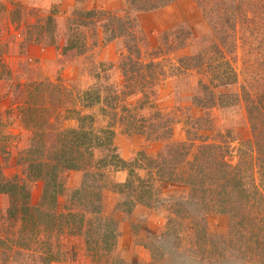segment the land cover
Segmentation results:
<instances>
[{
    "label": "rangeland",
    "instance_id": "374dc122",
    "mask_svg": "<svg viewBox=\"0 0 264 264\" xmlns=\"http://www.w3.org/2000/svg\"><path fill=\"white\" fill-rule=\"evenodd\" d=\"M97 1L0 0V264H264V0Z\"/></svg>",
    "mask_w": 264,
    "mask_h": 264
},
{
    "label": "trees",
    "instance_id": "16d2710c",
    "mask_svg": "<svg viewBox=\"0 0 264 264\" xmlns=\"http://www.w3.org/2000/svg\"><path fill=\"white\" fill-rule=\"evenodd\" d=\"M170 1L171 0H129L131 5L133 7H135L134 9L136 11H149V10L157 9V8L163 6V5L168 4ZM99 11L100 10H92V11H89L88 14L89 15H93L95 13H98ZM205 149L208 150V151L210 150L208 148H205ZM61 161L64 162L63 164L66 163V159L64 160L62 157H61ZM45 165L46 164L44 162H41V164H37V166H39V167H44ZM213 175L214 174H212L211 170L210 171H200L198 181L199 182H204V183H210L211 182V178H212ZM223 175L231 177V171H228V172L224 173ZM223 175H222V177H221V175L218 176L219 179L223 178ZM240 178H241V176H240ZM230 181H231V178L230 179L228 178V181H226V182H230ZM192 183H193V181H191L190 184H192Z\"/></svg>",
    "mask_w": 264,
    "mask_h": 264
},
{
    "label": "crops",
    "instance_id": "0c3cea01",
    "mask_svg": "<svg viewBox=\"0 0 264 264\" xmlns=\"http://www.w3.org/2000/svg\"><path fill=\"white\" fill-rule=\"evenodd\" d=\"M114 2V1H113ZM98 4L102 7L103 6V8H114V6L116 5V3L115 4H113L112 2H111V0L110 1H107V2H105V0H98L97 1V6H98ZM99 7V6H98Z\"/></svg>",
    "mask_w": 264,
    "mask_h": 264
}]
</instances>
